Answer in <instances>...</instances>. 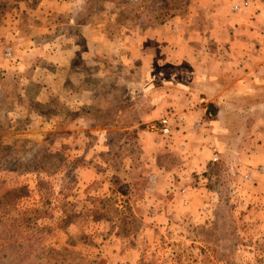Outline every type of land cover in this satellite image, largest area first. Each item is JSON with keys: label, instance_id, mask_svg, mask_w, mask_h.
I'll return each mask as SVG.
<instances>
[{"label": "rangeland", "instance_id": "374dc122", "mask_svg": "<svg viewBox=\"0 0 264 264\" xmlns=\"http://www.w3.org/2000/svg\"><path fill=\"white\" fill-rule=\"evenodd\" d=\"M188 2L114 0L111 25L184 23ZM153 50L76 59L78 81L0 74V264H264V137L188 111L194 67Z\"/></svg>", "mask_w": 264, "mask_h": 264}, {"label": "crops", "instance_id": "0c3cea01", "mask_svg": "<svg viewBox=\"0 0 264 264\" xmlns=\"http://www.w3.org/2000/svg\"><path fill=\"white\" fill-rule=\"evenodd\" d=\"M94 4L93 0H0L2 79L12 81L25 69L33 81L46 76L51 79L54 70L61 81H78L76 59L98 52L110 57L122 48L135 60L153 49L178 54L169 57L175 64L194 67L187 69V87L200 99H195L198 104L190 101L186 109L202 118L205 105H215L218 120L206 124L225 130H229L221 121L225 114H234L241 122L246 119L249 127L257 130L253 144L261 148L264 0H189L184 23L174 17L165 24L133 28L111 25L117 16V11L109 8L114 0H105L101 11L94 9ZM228 135L223 134L220 140Z\"/></svg>", "mask_w": 264, "mask_h": 264}, {"label": "built area", "instance_id": "2783aa9c", "mask_svg": "<svg viewBox=\"0 0 264 264\" xmlns=\"http://www.w3.org/2000/svg\"><path fill=\"white\" fill-rule=\"evenodd\" d=\"M171 120L168 116L161 117L158 122L156 123H150L149 129L151 131H155L161 136H169L171 133ZM217 157H213V161H215Z\"/></svg>", "mask_w": 264, "mask_h": 264}, {"label": "trees", "instance_id": "16d2710c", "mask_svg": "<svg viewBox=\"0 0 264 264\" xmlns=\"http://www.w3.org/2000/svg\"><path fill=\"white\" fill-rule=\"evenodd\" d=\"M217 112V108L213 104H208L206 107L205 117L211 116V118H214Z\"/></svg>", "mask_w": 264, "mask_h": 264}]
</instances>
